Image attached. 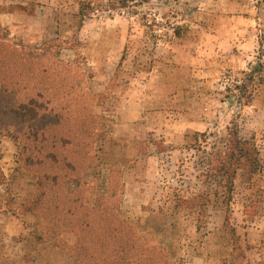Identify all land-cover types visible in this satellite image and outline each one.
Instances as JSON below:
<instances>
[{
    "label": "rangeland",
    "instance_id": "rangeland-1",
    "mask_svg": "<svg viewBox=\"0 0 264 264\" xmlns=\"http://www.w3.org/2000/svg\"><path fill=\"white\" fill-rule=\"evenodd\" d=\"M0 30L42 96L21 118L0 91V264H112L133 240L175 264H264V143L230 202L199 143L264 137V84L244 105L225 91L264 62V0H0ZM49 130L38 147L80 165L53 184L25 162ZM193 195L205 206H175Z\"/></svg>",
    "mask_w": 264,
    "mask_h": 264
},
{
    "label": "trees",
    "instance_id": "trees-1",
    "mask_svg": "<svg viewBox=\"0 0 264 264\" xmlns=\"http://www.w3.org/2000/svg\"><path fill=\"white\" fill-rule=\"evenodd\" d=\"M7 37L8 35L1 33L0 30V91L5 95L10 94L13 97V105L18 106L17 109L10 108V112L24 118L26 116L19 111L22 108L20 98L26 97L29 91L34 92L38 98L42 97L40 89L33 84L39 75L37 72L38 65L36 61L30 67L23 68L28 61L27 58L22 51L17 49V46L10 43ZM263 84L264 62H259L256 66L249 68L247 72H243V78L230 77L226 82L225 91L228 98L235 99L240 105H244L250 102L254 92ZM47 102H50V98ZM30 104L34 107V112L32 111L29 117L32 122H36L42 107H39V104L33 99L30 100ZM7 129L1 127L0 136ZM50 137L54 142L56 135L52 134L50 130L42 135L38 131L35 132L32 137L34 146L32 149H28L29 156L25 162L28 168H33L36 174H40L39 178L47 179L53 184L63 175L64 171L74 173L80 165L76 149L68 151L62 156L59 154V150H56V143L51 144L47 149L38 147V142L41 139L45 142ZM77 138V133H69L65 144L74 146ZM260 142L264 143V137L257 139L256 136H252L250 139H242L236 131L229 132L227 136L220 138L213 144H209L207 140L199 141V143H205V146L209 145L212 149L214 148L213 153L204 152L207 170L203 176L211 182L223 185L225 200L230 202L234 192L235 180L239 175L251 177L261 169L258 144ZM1 158L0 153V160ZM2 179L3 175L0 171V181ZM176 200L175 206L178 207L182 205V207L192 209L197 205L205 206V201L203 202L204 199L201 195H193L191 198H177ZM120 253L121 258H117L116 262L112 264H175L165 260L163 249L154 248V250H150L142 245L134 244V240L133 242H124ZM81 263L86 264L82 261Z\"/></svg>",
    "mask_w": 264,
    "mask_h": 264
}]
</instances>
